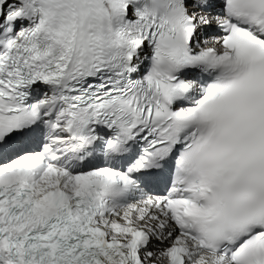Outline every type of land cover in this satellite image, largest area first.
I'll use <instances>...</instances> for the list:
<instances>
[{"label": "snow or ice", "instance_id": "obj_1", "mask_svg": "<svg viewBox=\"0 0 264 264\" xmlns=\"http://www.w3.org/2000/svg\"><path fill=\"white\" fill-rule=\"evenodd\" d=\"M0 264H264V0H0Z\"/></svg>", "mask_w": 264, "mask_h": 264}]
</instances>
